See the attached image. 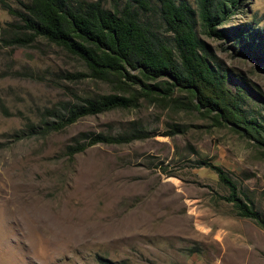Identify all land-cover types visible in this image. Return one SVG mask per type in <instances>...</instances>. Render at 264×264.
I'll use <instances>...</instances> for the list:
<instances>
[{"label":"rangeland","instance_id":"obj_1","mask_svg":"<svg viewBox=\"0 0 264 264\" xmlns=\"http://www.w3.org/2000/svg\"><path fill=\"white\" fill-rule=\"evenodd\" d=\"M238 6L224 26L248 22L264 30V0ZM12 19L0 9V27ZM199 36L228 69V89L245 86L246 108L264 117V57ZM64 70L83 65L43 39L0 45V264H264V227L237 216L215 173L194 164L206 158L226 170L264 221V146L239 128L215 125L196 109L141 102L13 140L44 108L111 91L95 80L56 78ZM130 121L147 136L96 144L72 159L63 153L79 132H120ZM173 123L182 131L164 135Z\"/></svg>","mask_w":264,"mask_h":264},{"label":"trees","instance_id":"obj_2","mask_svg":"<svg viewBox=\"0 0 264 264\" xmlns=\"http://www.w3.org/2000/svg\"><path fill=\"white\" fill-rule=\"evenodd\" d=\"M238 1L194 0L192 5L188 0H18L13 7L0 0V9L13 18L0 27L1 46L31 47L43 39L83 65V70H64L56 78L90 79L111 88L107 93L74 94L46 107L37 123H25L11 137L42 136L84 116L136 108L145 102L196 109L213 124L239 128L264 146V117L251 115L246 108L249 92L245 86L228 89V69L199 36L226 39L240 54L264 57L263 28L248 22L224 26L240 8ZM181 131L173 123L164 135ZM146 136L139 121H130L120 132H79L63 147V153L72 159L96 144H124ZM194 164L215 173L227 191L222 198L231 203L237 216L264 227L260 212L240 199L226 170L206 158Z\"/></svg>","mask_w":264,"mask_h":264}]
</instances>
